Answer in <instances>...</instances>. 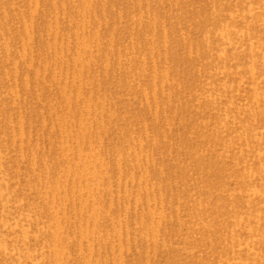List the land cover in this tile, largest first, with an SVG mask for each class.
<instances>
[{
  "label": "rangeland",
  "instance_id": "1",
  "mask_svg": "<svg viewBox=\"0 0 264 264\" xmlns=\"http://www.w3.org/2000/svg\"><path fill=\"white\" fill-rule=\"evenodd\" d=\"M0 264H264V0H0Z\"/></svg>",
  "mask_w": 264,
  "mask_h": 264
}]
</instances>
